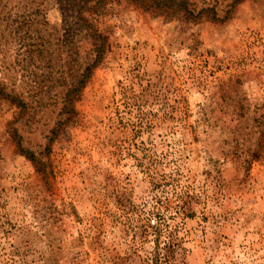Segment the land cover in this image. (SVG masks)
Here are the masks:
<instances>
[{
    "label": "rangeland",
    "instance_id": "rangeland-1",
    "mask_svg": "<svg viewBox=\"0 0 264 264\" xmlns=\"http://www.w3.org/2000/svg\"><path fill=\"white\" fill-rule=\"evenodd\" d=\"M204 1L0 0V264H264V0Z\"/></svg>",
    "mask_w": 264,
    "mask_h": 264
},
{
    "label": "trees",
    "instance_id": "trees-1",
    "mask_svg": "<svg viewBox=\"0 0 264 264\" xmlns=\"http://www.w3.org/2000/svg\"><path fill=\"white\" fill-rule=\"evenodd\" d=\"M133 3L138 5L145 12L161 16L165 20L171 22L174 20H180L183 22L199 24L202 21H211L214 23H224L231 18L233 12L232 8L227 10L223 16H220L216 3L212 4L210 1H195V0H132ZM104 3L99 1L98 4ZM235 3V2H234ZM97 7V6H96ZM88 35L93 40L95 47L96 62L102 58L103 44L101 43V35L98 30L92 28L91 25L87 26ZM91 67L85 69L82 77L78 82H72L67 88V92L64 94V100L62 102V109L60 116L75 115L73 104L80 93L81 86L84 84L85 79L90 74ZM66 88V86H64ZM70 118L61 119L58 122V127L52 133L53 136L58 133L61 124H66ZM21 149V147L19 146ZM24 152V150H21ZM32 160L37 161V158L30 154ZM165 263L169 261V256L165 257ZM160 259V256L156 253L153 258L147 262V264H164Z\"/></svg>",
    "mask_w": 264,
    "mask_h": 264
}]
</instances>
